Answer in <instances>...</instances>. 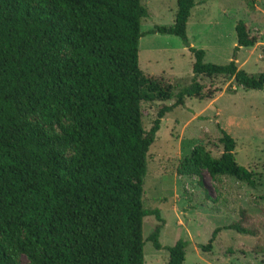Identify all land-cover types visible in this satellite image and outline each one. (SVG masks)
<instances>
[{
	"label": "trees",
	"instance_id": "trees-1",
	"mask_svg": "<svg viewBox=\"0 0 264 264\" xmlns=\"http://www.w3.org/2000/svg\"><path fill=\"white\" fill-rule=\"evenodd\" d=\"M175 6L171 26L142 33L141 0H0V264H19L21 255L26 264H143L146 216L157 222L146 241L160 249L164 223L143 207L142 185L161 119L185 98H211L201 78L264 89V68L254 75L234 59L205 63L185 35L195 1ZM234 33L233 53L256 42L243 22ZM145 34L180 39L192 57L187 84L142 74L137 42ZM142 103H158L148 131ZM218 132L220 155L193 150L185 174L200 179L204 170L252 187L251 173L235 162V141ZM218 231L198 249L208 251ZM186 245L167 247L166 264H182Z\"/></svg>",
	"mask_w": 264,
	"mask_h": 264
},
{
	"label": "rangeland",
	"instance_id": "rangeland-1",
	"mask_svg": "<svg viewBox=\"0 0 264 264\" xmlns=\"http://www.w3.org/2000/svg\"><path fill=\"white\" fill-rule=\"evenodd\" d=\"M185 27L188 45L204 52L203 61L223 65L234 59L238 69L258 74L264 68V0H194ZM176 0H141L147 16L140 31L155 26H171ZM243 22L256 38L250 48L236 45L234 26ZM192 57L179 38L145 34L137 42V66L144 75L178 79L188 83ZM208 100L185 98L160 121L146 155L142 185L145 209H157L163 220L159 250L146 241L157 224L152 216L142 220L143 264H166V248L177 240L187 242L182 264H264V89L243 90L228 77L201 78ZM172 101L163 104L170 105ZM158 103L140 105L142 126L148 131ZM218 129L235 141L237 165L251 173L253 186L227 176L211 177L199 172L200 179L185 173L184 158L195 149L212 157L221 153ZM237 225L250 234L225 230ZM218 228L208 251L211 233ZM19 264H26L24 256Z\"/></svg>",
	"mask_w": 264,
	"mask_h": 264
}]
</instances>
